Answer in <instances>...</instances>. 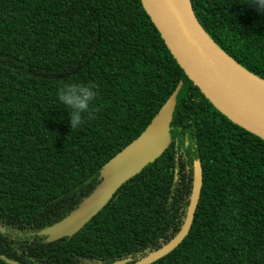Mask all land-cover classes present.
Listing matches in <instances>:
<instances>
[{"label":"trees","instance_id":"obj_1","mask_svg":"<svg viewBox=\"0 0 264 264\" xmlns=\"http://www.w3.org/2000/svg\"><path fill=\"white\" fill-rule=\"evenodd\" d=\"M189 1L215 44L264 80V13L248 0ZM66 82L97 93L77 130L56 99ZM179 85L166 150L78 232L47 242L40 231L93 191ZM184 134L197 148L181 156ZM195 161L188 233L151 264H264V140L187 78L140 0H0V264L137 262L181 229Z\"/></svg>","mask_w":264,"mask_h":264},{"label":"water","instance_id":"obj_2","mask_svg":"<svg viewBox=\"0 0 264 264\" xmlns=\"http://www.w3.org/2000/svg\"><path fill=\"white\" fill-rule=\"evenodd\" d=\"M172 57L187 78L227 119L264 140V80L230 58L207 35L190 4L182 0H140ZM179 86L144 131L100 169L93 191L60 221L40 231L47 242L71 237L101 211L116 191L170 143L169 125ZM202 176L194 162L193 184L187 215L179 232L166 244L131 264H151L171 252L187 235L198 203ZM129 259L114 264H127ZM9 264H19L7 260Z\"/></svg>","mask_w":264,"mask_h":264},{"label":"clouds","instance_id":"obj_3","mask_svg":"<svg viewBox=\"0 0 264 264\" xmlns=\"http://www.w3.org/2000/svg\"><path fill=\"white\" fill-rule=\"evenodd\" d=\"M257 11L264 13V0H248ZM97 96L93 86L82 83L66 82L57 91V102L68 113L70 129L77 130L85 123V117L90 115L91 107ZM178 155L194 152L197 148L196 141L184 134L176 141Z\"/></svg>","mask_w":264,"mask_h":264},{"label":"bare ground","instance_id":"obj_4","mask_svg":"<svg viewBox=\"0 0 264 264\" xmlns=\"http://www.w3.org/2000/svg\"><path fill=\"white\" fill-rule=\"evenodd\" d=\"M182 1H184L186 3V0H182Z\"/></svg>","mask_w":264,"mask_h":264}]
</instances>
